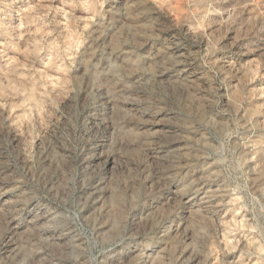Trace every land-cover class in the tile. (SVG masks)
Instances as JSON below:
<instances>
[{"label":"rangeland","instance_id":"rangeland-1","mask_svg":"<svg viewBox=\"0 0 264 264\" xmlns=\"http://www.w3.org/2000/svg\"><path fill=\"white\" fill-rule=\"evenodd\" d=\"M0 264H264V0H0Z\"/></svg>","mask_w":264,"mask_h":264}]
</instances>
